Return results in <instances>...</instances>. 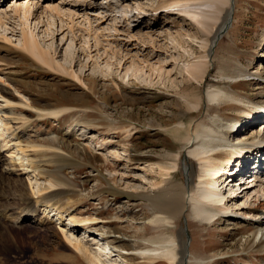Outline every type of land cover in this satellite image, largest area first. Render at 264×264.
Wrapping results in <instances>:
<instances>
[{
  "label": "rangeland",
  "instance_id": "1",
  "mask_svg": "<svg viewBox=\"0 0 264 264\" xmlns=\"http://www.w3.org/2000/svg\"><path fill=\"white\" fill-rule=\"evenodd\" d=\"M117 1L85 0L84 3L91 4L87 7L82 6L81 0H0V15L4 16L3 30L17 36L23 31L28 32L38 43L45 45V48L50 44L56 46V42L65 44L61 49L63 55L78 57L80 55L77 52L82 49L94 50L96 45H100V55L108 51L109 59L116 62L126 60L128 64L125 66L138 78L139 83L128 81L122 74L117 75V87L111 86L110 81L109 88L103 89L100 85L94 87L93 81H87L92 86L89 87L91 94L82 95L77 85L68 86L63 78L52 80V77L39 71H31L33 67L30 59L39 64L36 56L29 55V60L15 59L18 60L19 69L29 71L25 74L29 84L24 83L28 85L23 87L26 91L22 95L24 102L31 99L35 107L45 108L46 112L71 107L73 104L82 107L59 119H38L31 114L33 118L29 125L19 129L18 135L22 136L25 147L35 146L34 149L27 150L26 154L38 170L39 175L36 173V178L39 179L40 188L45 187L50 177L55 180L63 177L77 186L76 189L64 186L56 189L58 195L54 199L60 203L69 199V202L58 205L55 204L56 200H51L48 206L59 208L63 213V220H66L64 223H67L70 216L75 219L96 218L97 224L81 228L83 232L89 231V239L101 236L111 246L118 248V252L129 264H147L148 262L138 259L134 249L138 243L143 246L139 238L144 232L148 236H157L160 232L150 223L149 207L141 200L143 194H151L162 178L158 175V166L155 163L166 164L174 158V153L179 152L178 169L171 172L170 178L183 185L190 178L189 168L196 171V167L191 165L195 164V160L187 156L186 146L176 139L183 135V130L179 134L172 132V128L180 122L178 113H188L183 119L184 129L195 122L208 125L207 117H216L220 120L216 121L219 125L230 123L225 126L230 127V130L236 128L235 122L231 124V120L238 119L237 129L232 134L252 128L253 132L248 138H254V141L258 139V133L264 132V104L248 106L250 102H264V42L260 41L264 32V0H221L224 3L223 9L229 11L230 15L225 28L218 33L213 47H210L212 36L208 35L207 39L202 33L205 26L199 29L200 33L184 24L181 28L176 26L180 23L179 14L196 15L200 12L205 18L213 10L210 5L191 11L184 0H175L172 8L168 4L162 7L158 5L159 1L164 0H136L128 8L130 10H126L116 6ZM25 3L30 7L29 12L24 15ZM150 5L151 8L148 7ZM52 7H56V12L47 13ZM125 10L127 15H124ZM166 11L174 14L169 15ZM132 15L138 18L146 16L139 19V25L133 22V18L124 22V19ZM212 19V22L219 23V20ZM51 37L54 39L51 40ZM20 41L19 37L16 38L14 45L19 46L17 43ZM59 51L58 48L57 55H60ZM97 58L92 54V60ZM101 59L103 58L97 62ZM56 61L61 66L58 56ZM130 61L136 63L138 69L135 64L130 66ZM27 67L31 69L27 70ZM40 67L53 73L47 66ZM151 68H158L157 71L154 70L156 72L153 77H160L165 86H159L158 78L149 79V75H152ZM81 74L84 78L100 77L90 72ZM4 81L5 79L2 80ZM1 86L16 93L10 83ZM121 86L144 91L142 97L150 102L146 106L129 103ZM214 87L225 89L231 98L239 101L225 99L215 105L208 104L206 94L211 89L214 90ZM71 95L81 99L75 100ZM176 100L179 103L177 107L174 102ZM254 109L261 111L259 115H256L258 112ZM247 111L249 113H244ZM19 122H13L15 129L19 127ZM154 123L168 128H152ZM129 128L131 133L125 135L123 130ZM114 150L116 155L113 154ZM7 152L9 151H2V156H8ZM245 153L242 150L239 158L235 159L237 161L234 166L230 164L227 171L233 166L239 168V175L246 171L250 173L249 170L259 167L257 161L264 166V152L258 153L259 156L257 153L245 156ZM236 154L237 151L234 156ZM241 159L246 162L240 164L238 160ZM0 166H3V162ZM150 167L153 169L150 170ZM15 173L9 175L10 180L0 173V199L2 203H8L14 208L11 212L6 211V215L11 214V217L18 213L22 200L31 197L27 188V177ZM228 173H223L226 185L231 180L238 179L237 174L232 173L229 176ZM221 183L218 184L219 189ZM226 185L223 188L225 194L222 195L227 198L228 194L233 195L236 190H233L234 193H226ZM231 185L232 183L229 184ZM237 194L238 192L236 196H232L233 201L243 202L245 198ZM45 197L39 198L40 211L28 212L22 224L17 225L5 219L4 224L8 225L5 230L7 234L0 226V264H87L66 244L61 235L62 223L57 217L45 221L41 218V210L48 207L44 203ZM230 203L228 204L231 205ZM230 208L212 226L201 225L186 214L180 216L173 227H168L174 232L175 238L178 236L176 232H179L185 243L184 248L189 253L185 264H264V245L263 248H256L260 233L264 232V215L260 218V226H256L255 218L244 219L245 216L241 215L242 211L238 212V207L231 205Z\"/></svg>",
  "mask_w": 264,
  "mask_h": 264
},
{
  "label": "bare ground",
  "instance_id": "2",
  "mask_svg": "<svg viewBox=\"0 0 264 264\" xmlns=\"http://www.w3.org/2000/svg\"><path fill=\"white\" fill-rule=\"evenodd\" d=\"M134 1L136 0H118L116 2V6L122 8L124 7L127 10L130 7V5L133 4L132 2ZM81 2H82V6H87V7L91 6L89 2L84 3L85 0L83 1L81 0ZM174 2L176 1L164 0L162 2L159 1L160 4L158 5L162 7L168 4V6H170L169 8H172V4ZM184 2L186 3L185 4L186 6L190 7L191 11L192 10L194 11L198 8L207 7L209 5L212 6L213 8L212 12L210 13V15L206 16L205 18L202 17L200 12H198V14L196 15H193V13L192 15H186L185 13L179 14L178 17H180L179 20L180 23H177L176 26L181 28L182 25L184 24V26L186 27L189 26L196 29L198 33H200L199 29L204 28L205 26L202 33H204V37H206L207 39H208L207 37L208 35L212 36L211 37L212 43H210L211 44L210 47H213L214 41L217 39V36H219L218 33H220L225 28L228 22V16L230 15V14L228 15L229 11L223 9L224 3L221 0H184ZM27 5L29 4H26V7L25 6L23 7L24 15L26 14L27 11L29 12L30 5L29 6ZM47 6H51V5H47ZM148 7L151 8L152 5ZM56 10H57L56 7H52L47 10V13H53L56 12ZM126 10L124 11L125 12L124 15L125 14L127 15ZM160 12H164V11H160ZM166 12L169 15L174 14V13L172 14L168 13L170 11H166ZM140 14L141 13H139V15ZM220 14L222 15V19H220ZM209 16L210 18H208ZM144 17L138 18L135 17V15H132L131 17L124 19V22L126 20L129 21L131 18H133L134 19L133 22H137V25H139L141 23L139 19L141 18L143 19ZM212 18H215V20H219V23L215 21L212 22L213 20ZM207 19H211V20H207ZM3 20H4V16L0 15L1 27L5 25L4 24L5 21L3 22ZM173 23L175 25V22ZM207 25H209L210 27ZM5 30H3L2 28V31L0 33V164L3 162V166L2 167L0 166V173H3L4 178L5 176H7L9 180H10L9 175H14L16 174L15 172H18L20 175H25L28 180L27 188L30 191L31 197L22 200L21 205L18 207V213L15 216L13 215L14 217H11V214L9 216L6 215L8 214V212L6 211L10 210L9 212H11L13 211L14 208L10 207L8 203H2L0 199V226L2 229H4V232L8 228V225L4 224L5 219H8L10 222H14L17 225H20L23 222H25V217L27 216L28 212L35 213L37 211H40V208L38 207L40 206L39 205L41 201L39 199L40 197L46 196L44 203L48 206L49 201L56 200L54 199L58 195L56 189H58L59 187L64 186V187H71L73 189L74 188L76 189L77 187L74 183L70 182L69 180L63 179V177L58 178V180L57 179L55 180L53 179V177H50L46 185H44L45 187L40 188V185L38 183L39 179L36 178V173H38V170L37 168L34 167L35 163L32 162L28 158V155L26 154L27 150L31 148L34 149L35 146L26 145L25 147V145L23 144L22 136H19L18 132L20 128H24L25 126H27V124L29 125L31 119L33 118L32 115L36 116L38 119H59L63 117L65 114L81 106L78 107V105L73 104V106L71 107H64L46 112L45 108L40 109L38 107H35L31 99H28V101L24 102L22 95H25L26 91L23 89V87H28V85L24 84V83H28L26 82L28 79L27 77H25V74H27V72L29 71L25 72L24 69H19L20 66L18 65L19 64L18 60L16 61L15 59L26 58L29 60L30 59L29 55H34L36 56V58H38L37 60L40 65L30 59V62L32 63V67H33L31 71L34 72L39 71L41 72V74H45L46 76L52 77V80L63 78L65 80V83H68V86H75L76 84H78L84 89L89 88V84L87 81H93L94 87H98L100 85L101 86L100 88L102 89L105 87L109 88L110 84H108V82L110 81H112L111 86L117 87L115 78L117 77V75H121V74L124 77H126L128 81L129 80L133 82L139 81L138 78L135 77V75L132 72L130 73L128 68L125 66L128 64L126 60L121 59V61L118 62L113 61V59L112 60L109 59L107 53L108 51L103 52L104 54L102 53V55H100L101 54L99 53L100 49H98L99 47L101 48L100 45H96L94 50L82 49V51L77 52L80 55L79 57L74 55L69 56L67 54L64 55L62 54V56L60 54L59 56L57 55L56 51L59 48L60 50L59 53H61V49L65 44H61V43L57 44L56 42L55 44L56 46L53 45L51 46V44L50 45L48 44L49 46L45 48L44 47L45 45L44 46L41 45L40 44L41 42L38 43V41L33 38L32 34H28V32L25 33L23 31L21 34H19L20 36H17L16 34H13L12 32ZM114 31L118 33L117 29H114ZM87 36H89L88 33ZM18 37L21 39V41L20 43L16 42L19 45L16 46V44L14 45V42ZM53 39L54 37H51V40ZM115 41L117 40L115 39ZM260 41L264 42V32L261 35ZM109 42H112V40ZM45 43L47 44V42ZM13 45L14 47H11ZM92 54L93 55L95 54L96 57L98 58L92 60ZM116 55H118V52H116ZM57 56L60 59L62 67L57 65V61H56ZM100 58L103 59L97 62V60ZM62 62H65L66 64H73L75 62H78L80 65L78 71L80 72H88L91 67L90 74H96L97 76L100 77L99 79H92V76H90L89 78H84L83 80H81L77 71H75L74 69L66 68L68 66L65 63L64 66ZM130 64H131L130 66L132 65L134 66V64L136 65V63H133V61H130ZM40 66L49 67L50 70L53 71V73L45 70ZM26 69L30 70L31 68L27 67ZM155 69L157 71L158 68ZM154 70L152 68L150 69V71H152V75L151 74L149 75V79L153 77V73L155 74L156 71ZM156 78L159 79L160 77L154 75L152 79L155 80ZM3 79H5L4 82H2ZM72 82L75 83L70 84ZM4 83H8V84L10 83V85L14 87V92H16L17 94L11 93L5 88H3L1 84ZM140 84H142V82ZM158 84H160L159 86L161 85L165 86V84L161 79L158 80ZM121 88L123 89V92L125 94L124 96H126L129 103L131 104L146 106V104L150 102V101L146 102L145 98L142 97V95H144V91L133 88H126L124 86H121ZM71 89L73 90L76 88H71ZM78 90L80 91V89ZM83 93L84 92L82 90L80 94L84 95ZM128 94H130L131 96H128ZM71 96L75 100L81 99V97L79 96L78 97H76L75 95H71ZM150 99L155 100L157 98H153V99L150 98ZM225 99L234 102L239 101L236 98H231V95H229L225 91V89L219 87L216 88L214 87V90L211 89V91H209L206 94V100L210 105L212 104L215 105L217 103L224 102ZM174 102H176V107H177L179 105L178 101L176 100ZM249 104L248 106H252L255 104L262 105L264 104V102H258V103L250 102ZM20 107L24 109H20ZM27 108H31L33 110L31 111L28 110ZM249 109L250 108L248 107V110ZM256 111L258 112L256 113V115H259V112H261L259 110ZM244 113H249V111ZM253 113L255 112H252V114ZM187 114L185 112L178 113L180 122L177 124L176 127L172 128L173 130L172 132L179 134L180 130L181 129L183 130V135L180 138L176 136L175 137L177 140H179L186 146L187 156L195 160V164H191V165L192 167L194 166L196 167V171H194L195 169L191 170V167L189 168L188 175H190L189 176L190 178H188V181L185 185L175 183L174 181L171 180L172 178L170 175L171 172L176 171V169H178L180 153L177 151L178 153H174V158L171 159L170 162L166 164L155 163L158 166V175L161 176L162 178L158 181L157 185L154 186L155 188L153 189L151 194H143V196H141V200L145 201L147 203V207H149L150 215L148 218H150V223L156 226L157 231H160L159 233L156 234L157 236H148L147 233L144 232L145 234L143 233L144 235L142 234L143 236L139 238V241L142 243L143 246H141L140 243H138V246H136V248L134 249L137 252L138 259H141L142 261L144 260L148 263L185 264L184 262L187 259V256L189 255V253L184 248L185 243L180 237V234H178L179 232H176L178 236L177 238H175L174 232H172L168 228L171 226L173 227V225L178 223L179 218L182 215L187 214L191 216L194 220H196V222H198L199 224L206 226L207 225L212 226L211 224H213L215 221H219V218L223 214L227 213L229 209H231L230 208L231 205L234 208L238 207L239 208V210L237 208L238 212L242 211L241 215L245 216L244 219H246L247 217L255 218L256 226H260V223L262 222L260 218L262 217V215H264V166H260L259 168L255 167L254 170H249L250 176L248 177H246V174H248L247 171L246 173H241V175L237 174V172H234L237 174L234 175H236L238 179H235L234 181L231 180L229 182V184L232 183L231 186H229V184L226 185L225 181H223L224 172H229L228 173L229 176L232 175V172L235 169L233 168L234 163L237 161L235 159L239 158L241 150L246 151L245 153L246 156H249L250 154L264 152V132L258 133L256 137L258 139L254 141V138H248L249 134L253 132L251 131L253 130L252 128H247L245 130H241L237 132L236 134L235 133L232 134L233 132L229 133L230 127L229 128L225 127L227 124L230 123L224 122L223 125L222 124L219 125L216 122L218 120L216 117L214 119L207 117L209 120L208 125L203 124V122H195L193 125L189 124L188 127L184 129L183 119ZM14 121H20L18 123L19 127L16 129L12 125ZM231 122H232L231 124H233L234 122L239 123L238 119L237 120L233 119V121L231 120ZM151 127L162 128V130L163 128H168L167 126H163L157 123H154L153 125H151ZM235 129L236 128H234V130ZM131 131L132 130L130 128L123 130L125 135L127 134L129 135ZM241 146H245V147H241ZM4 150L9 151L7 152L8 156L5 155L2 156V151ZM123 151L126 153V150ZM236 151L237 154L234 156ZM113 152H114L113 154L116 155L117 152L115 150ZM238 161L239 163L240 161L241 163H243L244 160L241 159ZM259 162L260 161L256 162L258 166L260 165ZM230 164H233V166L229 171H227V167ZM16 169H18V171H16ZM152 169L153 168L150 167V170ZM208 169H210V171H208ZM28 170H30V172H28ZM33 175L35 177H33ZM214 178H216L217 181H214ZM236 181H239L242 184ZM220 182L222 183L219 189L218 184ZM225 185L228 187L226 193H231V192L234 193L235 191L233 190L235 189L236 192H238L237 195L241 198H245V200L239 203L236 200L233 201L234 198L232 196H236L235 195L236 192L234 194L232 193L233 195L230 196L228 194L226 198L224 195H222L225 194L223 193L224 190L223 188L225 187ZM244 185H246V187L242 188V186ZM43 191H48V192L43 193ZM66 200L67 201H64L62 203L56 200L55 204L61 205L64 204L65 202H69V199ZM229 202H231L230 203L231 205L228 204ZM58 209L59 208L56 207L54 208L53 205L44 208L43 210H41V215H42L41 218H43L45 221L49 218L56 216L57 220H59L60 223H62L60 227L62 228L61 235L63 236L66 244L71 246L73 248L72 251H74L75 254H78V256L84 261H86L87 264H129L128 261L125 260V258H123L121 253L118 252L117 250L118 248L111 246L108 241H105L103 239V237L97 236V238H95L96 237L95 236L94 238L89 239L90 236L88 234L89 231L87 230L83 232V229H81L82 227L90 226L98 223L96 221V218L75 219L74 217L68 216L69 218L67 220V223L65 222L66 223L65 224L64 221L66 220H63L64 219L63 213H61ZM1 210L4 211L2 212ZM9 217L11 218L9 219ZM89 230H93V229L89 228ZM6 236L8 237V235ZM263 236H264V232H261L258 244H256L257 245L256 248L260 246L262 247L264 245ZM76 257L77 256H74V258L77 260L78 258ZM194 260L198 261L196 258H194ZM191 262L193 263V261ZM197 263L198 262H195V264Z\"/></svg>",
  "mask_w": 264,
  "mask_h": 264
}]
</instances>
